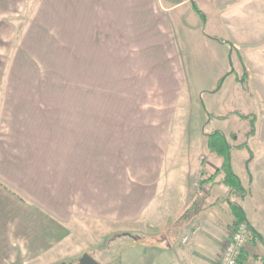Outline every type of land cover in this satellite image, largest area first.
<instances>
[{
	"label": "crops",
	"instance_id": "crops-1",
	"mask_svg": "<svg viewBox=\"0 0 264 264\" xmlns=\"http://www.w3.org/2000/svg\"><path fill=\"white\" fill-rule=\"evenodd\" d=\"M25 1L0 0V13L23 14ZM197 1L36 0L31 14L33 23L43 29L57 16H78L80 46L95 55L80 61L183 63L179 44L184 34L209 22ZM236 1L207 0L212 23L229 26V11ZM190 9L194 13L188 24L182 13L189 14ZM258 13L264 15V1ZM239 20L232 18V25ZM195 37L207 43L216 36ZM229 40L242 55H254L251 63L245 57L249 92L236 81L247 95L243 104L250 105L243 107L251 109L234 114L256 116V134L246 135L240 143L235 131H222L233 147L231 155L234 148L249 154L243 176L236 172L231 156L241 191L220 183L197 186L199 179L221 167L222 159L211 154L208 161L212 158L220 166L200 172L202 157H180L173 144L181 118L178 103L169 108L151 105L149 113L137 119H66L64 127L70 133L64 134L63 177L40 180L31 172L29 182L7 179L0 160V264H65L71 257L78 260L92 254L96 248L85 245L91 240L109 242L103 254L110 258L102 264H217L238 220L234 206L242 209L244 221L263 238L248 244L240 264H264V35L253 44ZM219 47L232 59L228 44ZM81 56L89 57L84 51ZM208 115L214 116L210 124L223 117ZM206 131L221 130L207 127ZM245 142L253 154L248 166L250 151L236 148ZM42 165L48 169L47 162ZM196 202L197 209L185 216ZM119 241H124L120 256L112 257L113 245Z\"/></svg>",
	"mask_w": 264,
	"mask_h": 264
},
{
	"label": "rangeland",
	"instance_id": "rangeland-1",
	"mask_svg": "<svg viewBox=\"0 0 264 264\" xmlns=\"http://www.w3.org/2000/svg\"><path fill=\"white\" fill-rule=\"evenodd\" d=\"M206 1L198 0L197 4L209 15L208 26L201 24L198 30L186 31L188 34H184L183 43L179 44L183 63L80 61L95 55L91 56L80 46L78 16L76 19L57 16L49 24L44 23L43 29L37 22L33 23L31 11L36 0L25 1L23 14L0 13V160L3 159L7 179L29 182L31 172L40 180L49 175L63 177L67 141L64 134L70 133L64 127L66 119H137L145 117L143 113H149L147 109L151 105L169 108L173 103H178L181 117L173 132V144L180 157L184 160L194 155L202 157L200 172H211L214 165L219 167L214 159H207L211 154L204 145L206 129L235 131L240 143L246 140L251 123L241 122L234 113L239 109L247 113L251 107H243L250 105L243 104L247 95L236 78L246 77L249 88L245 57L250 63L254 61L252 53L250 57L231 51L232 59L230 54L226 56L219 47L223 44L220 39L230 43L229 39H237L247 44L261 40L264 15L258 12L264 0H233L237 4L233 2L236 5L229 11L231 24L227 27L212 23L209 13L212 8ZM189 12L182 13L188 24L189 15L194 13L192 9ZM232 18H240L235 26ZM196 33L201 37L207 33L218 40L207 43L196 40ZM83 51L90 56H81ZM213 113L226 118L210 124ZM48 155L53 158L45 159ZM231 156L236 172L240 176L246 174L248 152L234 148ZM43 162H47L48 169L46 165L43 167ZM123 242L113 245L112 257L120 256ZM108 244L104 240L85 242L87 247L96 248L90 255L98 264L110 258L103 254V247ZM71 259L65 264H79L81 260Z\"/></svg>",
	"mask_w": 264,
	"mask_h": 264
},
{
	"label": "trees",
	"instance_id": "trees-1",
	"mask_svg": "<svg viewBox=\"0 0 264 264\" xmlns=\"http://www.w3.org/2000/svg\"><path fill=\"white\" fill-rule=\"evenodd\" d=\"M193 6L195 8V10L199 13H201L199 11V8L197 7V5L195 3H193ZM214 39L218 40L217 38L213 37ZM222 43L228 44L230 46L231 51H238L233 45L232 43L224 40V39H220ZM219 40V41H220ZM246 78V77H245ZM239 78L237 77L236 80L243 86V88L248 91V79L246 78ZM237 115L240 116L241 119L243 120H249L251 123V130L247 133V137L250 138L253 135L256 134V116L253 115H244L240 112H236ZM220 119H225L226 117H219ZM207 137V148L208 151L210 152V154L215 155L219 158L222 159V165L219 169H217L215 171L214 174H212L211 176L207 177L206 179H203L201 181V185H204L206 183H220L223 185L228 186L231 189H234L235 191H241L242 188V184L240 179L238 178V176L235 174L233 167H232V162H231V151H232V145L229 143L228 139L226 138V135L222 132V131H214L210 134L206 135ZM236 148H247L250 151V158L247 162V166L249 165V163L252 161L253 159V154L252 151L249 148V144L248 142H245L242 145L236 146ZM220 175H223V178L218 181V177ZM199 203L196 202L191 209H189V211L187 212V214H185V216H187L189 214L190 211L192 210H196L198 207ZM234 211L237 213V217H238V222H242L245 220V218L243 217V212L242 209L238 206H234ZM259 241H263V238L259 235L258 232H256L255 230L251 229V233L249 236V240L248 243H257Z\"/></svg>",
	"mask_w": 264,
	"mask_h": 264
},
{
	"label": "built area",
	"instance_id": "built-area-1",
	"mask_svg": "<svg viewBox=\"0 0 264 264\" xmlns=\"http://www.w3.org/2000/svg\"><path fill=\"white\" fill-rule=\"evenodd\" d=\"M251 226L247 221L236 222L217 264H240L248 246ZM187 239L184 240L186 242Z\"/></svg>",
	"mask_w": 264,
	"mask_h": 264
},
{
	"label": "water",
	"instance_id": "water-1",
	"mask_svg": "<svg viewBox=\"0 0 264 264\" xmlns=\"http://www.w3.org/2000/svg\"><path fill=\"white\" fill-rule=\"evenodd\" d=\"M79 264H98V263L90 254L86 253L81 258Z\"/></svg>",
	"mask_w": 264,
	"mask_h": 264
}]
</instances>
